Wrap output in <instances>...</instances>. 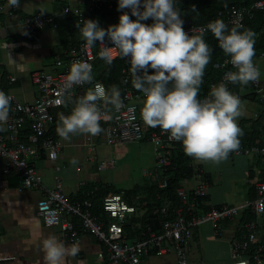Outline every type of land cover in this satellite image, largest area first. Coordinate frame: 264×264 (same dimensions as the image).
<instances>
[{"label":"built area","instance_id":"2783aa9c","mask_svg":"<svg viewBox=\"0 0 264 264\" xmlns=\"http://www.w3.org/2000/svg\"><path fill=\"white\" fill-rule=\"evenodd\" d=\"M5 2L0 0V13L6 10ZM12 12L18 6H11ZM94 10L118 11V0H76L75 4H64V13H73L80 20L90 15ZM143 10V9H141ZM264 11V0H255L249 5L238 6L235 4L219 10L223 20L230 24H242L245 17H251L255 11ZM101 11V12H103ZM123 11L131 14L130 9ZM134 17L133 20H135ZM212 18L201 24H192L185 19L183 28L189 34L203 33L207 30ZM151 24L149 20L143 21ZM26 32L36 34L42 31L47 24L57 25L55 16L48 13L35 12L26 16L23 21ZM107 47L112 60L119 57V50L114 47L106 36L103 44L97 41L89 46L85 40H79L62 50L61 54H54L52 68H36L31 70L30 78L37 91L36 97L31 102L20 101L12 93H7L11 99L8 120L0 123V157L4 159L2 172L4 174L18 173L22 187L36 189L41 197L36 203V215L44 226L57 230L58 241L64 245H72L81 241L85 234L92 235L100 244L101 249L97 257L105 259L106 264H145L151 256H163L174 253L177 264H187V250L193 240L194 231L204 223L212 226L216 236L223 232L222 222L233 218L245 210L254 214V218L241 219V233L234 235L229 240L228 264H239L246 260L248 264H264V238L258 228L257 217H264V181L258 180L254 184L255 195L245 199L238 205L218 204L208 209L199 206L200 197L206 194L207 179L200 177L198 181L191 182L189 176L180 177L175 184L178 205H171L169 201L157 193L156 204H152L146 194L126 195L124 190H109L102 197L101 207L105 217L98 216L92 211L93 201L90 196L96 193L98 186L93 185L87 189L86 182H81L84 196L80 199H70L62 189V181L58 175L54 177L51 186L46 185L37 170L35 160L44 152L49 159H56L60 150L58 132L56 127L49 132L53 120L58 116L53 109L64 105L68 98L94 91L96 86H101L107 93L104 82L92 79L90 85L75 84L70 89H65L67 75L73 61H86L95 63H108L100 58V53ZM258 67V62L253 61ZM213 67L220 70L216 79H210L205 93L198 96L204 99L209 96L213 86L225 83L229 89L231 82L225 79L226 73L233 72L234 67L230 56L213 63ZM259 68V67H258ZM122 80L121 100L123 107L117 111L113 105L97 101L101 112L98 135L89 134L86 143L93 149L92 141L101 134L108 145L127 144L134 141L146 140L152 145L153 166L144 170V176L156 184L157 188L167 186L165 170L171 164L172 151L180 143L169 138V133L161 128H152L146 125L141 116L140 102H144L143 93L129 86L131 78V65L127 61L120 69ZM11 80L14 77H10ZM261 78L253 81L255 90L262 92L264 83ZM261 96H264L261 93ZM60 100L61 103H57ZM94 145V144H93ZM246 155L264 158V134L254 139L251 143L240 141V148L229 155ZM107 160H101L97 165L103 169ZM58 170L59 166L56 165ZM143 218L144 223L140 224ZM131 220V228L128 222Z\"/></svg>","mask_w":264,"mask_h":264},{"label":"clouds","instance_id":"9594fccd","mask_svg":"<svg viewBox=\"0 0 264 264\" xmlns=\"http://www.w3.org/2000/svg\"><path fill=\"white\" fill-rule=\"evenodd\" d=\"M9 3L19 6V0ZM124 9H130L136 19H131ZM118 11L122 13L119 23L107 29L95 20H83V26L76 27L89 46L97 41L103 44L107 36L121 56L130 59L132 84L144 96L141 111L144 123L159 127L169 133L170 139L182 142L185 154L194 159L213 163L227 159L240 148L242 130L237 121L242 115L241 100L225 83L213 86L208 97L198 98L212 51L203 33L189 35L184 30L174 0H118ZM149 19L153 21L150 25L143 22ZM205 30L211 31L237 70L226 73L227 81L247 85L259 78V68L253 62L255 33L252 30L239 22L229 28L223 19L209 22ZM100 58L111 64L107 47L101 51ZM92 79V65L76 60L70 66L64 88L91 83ZM11 99L0 90V123L8 120ZM101 100L117 111L123 107L117 87L113 86L108 95L97 85L77 101L70 115L60 114L59 136L67 140L77 133L98 135L102 128L97 101ZM42 249L45 264H61L69 251L55 237L44 239ZM71 252L75 254L76 249ZM239 264L248 262L241 260Z\"/></svg>","mask_w":264,"mask_h":264},{"label":"crops","instance_id":"0c3cea01","mask_svg":"<svg viewBox=\"0 0 264 264\" xmlns=\"http://www.w3.org/2000/svg\"><path fill=\"white\" fill-rule=\"evenodd\" d=\"M2 1L6 3V10L0 13V90L4 89L6 94L12 93L20 101L31 102L36 97L37 91L31 82L30 72L36 68L46 70L52 68L53 52L60 45V31L58 25L47 24L42 31L30 34L25 31L24 18L35 12L59 17L64 13L63 5H74L76 0H19L18 8L11 13L8 12L9 0ZM92 20L97 21L101 28L103 24L108 25V22L112 25L119 23L118 17H108L103 13L94 15ZM75 37L77 40L84 39L81 32H78ZM255 60L261 63V81L264 83V53ZM10 77L14 79L11 80ZM249 91L248 86L242 85L237 94L242 106V115L237 121L238 126L243 135L250 131L254 133L257 131L260 133L258 137H261L264 134V127L261 122L263 118L259 115H264V103L255 99L253 93H248V97H244L243 93ZM139 105L142 109L143 102ZM257 116L261 118H256ZM88 135L77 133L70 135L67 140L58 136L61 144L58 157L51 160L43 154L35 160L36 166L39 164L45 166L46 161H49L53 167L54 172L52 170L47 173L45 170L46 185H53L54 177L58 175L62 181L64 193L71 198L81 189L82 181L97 186L111 184L113 188L110 190L114 191V189H129L134 184H142L145 179L149 180L146 176L139 181H136L137 178L131 179L130 185L124 188L121 184L114 185L110 180L102 179L105 175L97 171L111 167L113 159L105 157V147L108 144H103L105 143L103 135L93 139V149H90V145L86 143ZM151 155L153 163V153ZM102 159L107 160V165L103 169H98L97 165ZM73 161L76 162L73 169L78 173L75 175L72 172V164H69ZM3 163L4 159L0 157V264H45L42 242L48 237H55L58 240L59 234L55 228L44 226L36 215V203L41 197L40 191L24 188L20 182L19 185H9L11 175L2 172ZM192 164L195 165L197 172L192 175L194 178L191 182L198 181L200 177L207 179L205 203L211 206L222 203L238 205L255 195L256 181H264V158L261 157L238 154L229 155L227 159L219 163L193 159ZM56 165L59 166L58 170L55 169ZM143 165L142 174L144 175V170L150 167H148L149 164ZM248 212L250 211L245 210L233 218L224 220L221 236L214 234L209 223H204L197 228L186 252L187 264L190 262L189 259L193 264H200L202 261L205 264H228L229 240L241 233V219ZM257 222L262 234L264 218L257 217ZM65 246L69 251L61 264H106L105 259L97 257L101 244L90 234L83 235L78 243ZM73 248L76 249L75 254L71 252ZM167 255L169 254L165 256ZM152 257L146 259L145 264H151L149 260Z\"/></svg>","mask_w":264,"mask_h":264},{"label":"trees","instance_id":"16d2710c","mask_svg":"<svg viewBox=\"0 0 264 264\" xmlns=\"http://www.w3.org/2000/svg\"><path fill=\"white\" fill-rule=\"evenodd\" d=\"M255 0H174V7L176 10L180 12L181 19L184 21L185 19H188L191 21L192 24H201L205 23L206 21H209L212 18H218L223 19L222 15L218 13L219 10H224L230 5L235 4L238 6H245L251 4ZM195 7V10H194ZM103 10H94L90 15L85 16L83 19H79L77 16H74L73 13H63L61 16H55V21L57 22L58 29H59V35H60V45L56 47V51L53 52V54H61L62 50L78 43L79 40L75 37V35L80 32V29L76 27V25H82L83 20H92V17L98 13L106 14L108 17H120L122 14L121 12L116 11H103ZM125 12V11H124ZM131 19H134L133 16H131ZM150 23H153L151 19H149ZM224 21V20H223ZM225 22V21H224ZM229 28L233 26V24H230L228 22H225ZM242 25L246 29H250L255 33V56L253 57V61H255V58L258 57L260 54L264 53V11L257 10L254 12V14L251 17H245L243 19ZM243 31V29H240ZM200 33H191L189 35H197ZM203 37L206 41V43L209 45V47L212 49L211 51V59L209 64L205 68V74L203 76V82L200 85L199 89V95H202L205 93L207 84L210 79H216L220 75V70L213 67V63L216 61L222 60L226 54L223 52V50L219 47L218 40L213 36L211 31H205L203 32ZM84 40V39H83ZM127 61L130 62V59L128 57H122L121 54L116 59L112 60L111 64L109 63H95L92 77L94 79H100L104 82L107 94L111 95V89L113 86L117 87L120 91V94L122 95V80L120 78V69L123 65L127 63ZM237 71L235 68L233 69V72ZM151 73V70H150ZM133 76L131 74V78L129 80V86L136 90L132 84ZM85 87H88L90 83H85ZM242 86L239 83L233 84L230 83L229 85V91L233 94L237 95L239 92V88ZM250 91L244 92L243 96L248 97L250 93L254 94L255 99H257L259 102L264 103V96H261V93L264 94V90L262 92H258L255 90V87L253 86L252 82H249L247 85ZM171 87V85H169ZM4 91V89H3ZM249 93V94H248ZM87 93L83 90L81 95H75L65 102L64 105H61L55 109H53L54 112L57 113V117L53 120L52 125L49 128V132H53V130L60 125V114H64L65 116L70 115L73 108L76 106L77 101L84 97ZM110 105V103H109ZM264 112V110H263ZM263 118L261 122H263L264 127V115H259ZM257 116L256 118H261ZM250 131L248 134L242 133V135L239 137L241 142L244 143H251L255 137L258 138L260 136V133L255 131ZM102 135V134H101ZM45 154L44 152H41L40 156H43ZM194 158L188 156L184 152V148L182 145V142L178 143L175 148L172 151V157H171V164L168 166V168L165 170V175L167 177V186L163 189L157 188L156 184L152 181H149L147 179L144 180L142 184H134L129 189H125L126 195H134V194H146V197L150 199L152 204H157L158 201L155 200V196L157 193L161 194L162 198H165L167 201L170 202L171 205H178V197L175 192V184L176 181L183 176H192L195 172H197V169L195 168V165L192 164V160ZM8 175V174H7ZM11 177H9V185H19L20 182V176L18 173H11L9 174ZM14 180V181H13ZM94 184L89 183L86 184V186L83 187V189H87L88 187H92ZM113 186L111 184H99L98 189L95 194L90 196V199L93 201V207L92 211L97 214L98 216L105 217L104 212L101 207L102 197L105 195L110 189H112ZM120 189H114V191H118ZM82 196H84V192L82 189H79L77 191V194L70 199H80ZM199 202L201 205L200 208L208 209L211 207V205H207L205 202V196L199 198ZM216 206V205H215ZM254 218V214L252 212H248L242 219H251ZM264 218V217H263ZM144 220L143 218L140 220V224H143ZM128 229L131 228V220L128 222ZM238 235V234H236ZM262 237L264 238V230L262 233ZM263 256H264V249H263Z\"/></svg>","mask_w":264,"mask_h":264},{"label":"rangeland","instance_id":"374dc122","mask_svg":"<svg viewBox=\"0 0 264 264\" xmlns=\"http://www.w3.org/2000/svg\"><path fill=\"white\" fill-rule=\"evenodd\" d=\"M111 25L112 23L108 22V25L103 24L102 27L106 29ZM258 67H259L260 78H261L262 69H261V63L259 60H258ZM103 144L107 145L106 143H103ZM105 148H106L105 157L108 159H113V165L102 171H97V173L104 174L105 176H103L102 179L104 180L108 179L114 185L117 184L119 186L121 184L125 188L130 185L131 179L137 178L136 181H139L145 178L144 175L142 174V171L144 169L142 167L144 166L143 164H146V165L149 164L148 167L153 166V163L151 162L152 158H150L152 156L151 154L153 153L152 146L146 140H140V141L130 142V143L121 144V145H107ZM146 156H148L149 158L144 159L143 157H146ZM46 162L47 163L45 164V166L43 165L44 167L40 166L39 163H38L39 165L36 166L38 172L41 174L43 182H45L44 180L45 170L47 173H50L53 170V167H51V165L49 164V161H46ZM75 163L73 162L69 163V164H72V172L74 175L78 174L73 169ZM74 181L76 180L74 179ZM64 190H66V188H64ZM149 261L151 264H177L176 255L174 253H170L167 256L165 255L153 256L152 258H150ZM189 261L190 262L188 264H193L191 259H189ZM200 264H205V262L202 261V263Z\"/></svg>","mask_w":264,"mask_h":264},{"label":"bare ground","instance_id":"6f19581e","mask_svg":"<svg viewBox=\"0 0 264 264\" xmlns=\"http://www.w3.org/2000/svg\"><path fill=\"white\" fill-rule=\"evenodd\" d=\"M248 90V89H247ZM244 127H245V125H244ZM250 128V127H249ZM255 138H257V137H255Z\"/></svg>","mask_w":264,"mask_h":264}]
</instances>
